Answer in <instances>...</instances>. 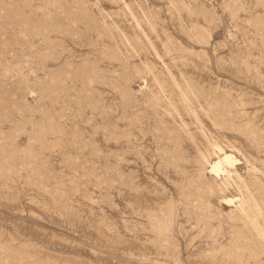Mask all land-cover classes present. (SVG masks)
Segmentation results:
<instances>
[{
    "label": "rangeland",
    "instance_id": "rangeland-1",
    "mask_svg": "<svg viewBox=\"0 0 264 264\" xmlns=\"http://www.w3.org/2000/svg\"><path fill=\"white\" fill-rule=\"evenodd\" d=\"M0 264H264V0H0Z\"/></svg>",
    "mask_w": 264,
    "mask_h": 264
},
{
    "label": "bare ground",
    "instance_id": "bare-ground-1",
    "mask_svg": "<svg viewBox=\"0 0 264 264\" xmlns=\"http://www.w3.org/2000/svg\"><path fill=\"white\" fill-rule=\"evenodd\" d=\"M182 93V92H181ZM210 145V144H209ZM214 147H215V144H214ZM216 148V147H215ZM219 150V149H218ZM214 156H216V159L213 160L211 163H210V167H211V170L218 173L219 171H222L224 169V166L225 165H231L235 160L236 158L229 152L227 151H222L220 150L219 153H216ZM203 158V157H202ZM207 162V161H206ZM209 165V164H208ZM231 167V166H230ZM234 167V166H233ZM229 168V167H228ZM228 168H226L228 170ZM225 170V171H227ZM233 170V169H232ZM215 175V174H214ZM229 175V174H228ZM218 176V175H217ZM250 197V196H249ZM242 198V197H241ZM251 201V200H250ZM250 201H247V202H250ZM244 203V201L242 202ZM239 207V206H238ZM248 208V207H247ZM249 209V208H248ZM245 210V209H244ZM242 211V210H241ZM248 212V211H246ZM247 215V213H246ZM247 217V216H246ZM259 226V225H258ZM260 229V228H258ZM260 233H262L263 231L260 230L258 231ZM263 234V233H262Z\"/></svg>",
    "mask_w": 264,
    "mask_h": 264
}]
</instances>
